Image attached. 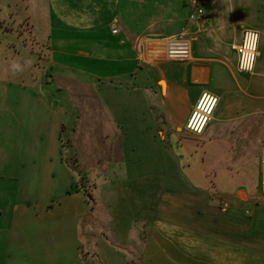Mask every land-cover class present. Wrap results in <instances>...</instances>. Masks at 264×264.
I'll return each mask as SVG.
<instances>
[{
	"label": "crops",
	"instance_id": "crops-1",
	"mask_svg": "<svg viewBox=\"0 0 264 264\" xmlns=\"http://www.w3.org/2000/svg\"><path fill=\"white\" fill-rule=\"evenodd\" d=\"M51 1L61 24L56 37L52 35L54 43L64 59L80 61L77 66L67 60L52 61L51 69L62 66L92 81H107L98 88L107 104L75 108L73 123L89 128L84 147L90 166L81 164L78 173L63 156L61 137L68 125L65 102L53 110L48 100L27 89L29 75H10L6 62H0V258L9 264L23 251L41 259L39 264H84L80 260L83 242L93 237L91 242L98 241L95 247L101 242L111 259L117 257L116 264H128L120 261L126 257L120 251L132 255L131 249L139 251L138 247V258L152 264L157 257L166 259L167 264L171 260L175 264H199L201 260V264H264V220L260 215L250 214L245 219L234 204L226 202L220 209L218 201L201 195L211 193L213 178L237 177L233 168L224 166L233 161L229 158L233 147L244 144L240 143L243 128L239 131L236 126L264 115L262 53L255 74L244 75L238 71V55L232 47L241 42L245 29H253L248 25L262 22L264 0H91L97 5L96 15L90 18L82 12L91 7L85 0ZM110 5H114L112 11L103 13ZM201 6L205 21H190V14ZM178 37L189 45V52L178 51L175 59L169 60L153 56L169 42H178ZM77 46L83 47L79 48L82 52H70ZM85 60L97 62L95 69H87L89 61ZM107 64L126 66L115 75L101 74ZM204 91L217 95L219 105L205 133L195 136L186 125ZM147 115L153 116L152 123L140 121ZM104 124L113 141L120 132L128 158L133 156L132 161L151 162L155 167L152 173L107 179L108 193L131 190L140 194L132 210H123L124 205L116 202L104 207L94 196L100 175L92 177L95 166L91 163L99 159L90 134ZM236 133L240 138L236 139ZM169 143L173 148H168ZM218 155L222 169L212 165ZM113 160L115 157L108 161ZM38 162L46 163L44 175ZM76 174L90 183L91 203L82 194L85 184L74 189ZM185 178L194 181L186 183ZM133 181L140 186H133ZM39 192L45 195L39 196ZM69 196L77 202L71 205ZM261 206L257 205V211ZM134 210L135 218L126 220ZM122 225L128 228L124 234L118 230ZM151 226L158 232L167 227L181 230V235L172 233L166 238L162 232L152 236ZM99 227L111 233L105 240L120 244L105 245L96 233L101 231ZM69 229L78 236V246L69 257L73 260L60 250L50 254L43 246L33 245L45 235L63 239Z\"/></svg>",
	"mask_w": 264,
	"mask_h": 264
},
{
	"label": "rangeland",
	"instance_id": "rangeland-1",
	"mask_svg": "<svg viewBox=\"0 0 264 264\" xmlns=\"http://www.w3.org/2000/svg\"><path fill=\"white\" fill-rule=\"evenodd\" d=\"M85 2L91 7L83 10L82 12L87 14L89 18L95 16L96 14L94 13V5L96 6L97 3L94 4L91 0H85ZM113 6L114 5L106 6V9L102 10L103 13L112 11ZM55 11L56 10L53 8L51 0H0V62H6V67L9 69L10 75L14 73L16 75H29L30 81L28 80L25 82L27 89L32 90L35 97H40L48 100L49 105L52 107L53 110L57 109L56 104L65 102V106L68 108V125L67 129L62 132L61 137L62 146L64 147L63 156L65 162L69 165L70 169L76 171L74 167L75 159H77V170L82 169V167H80L81 164L86 167L87 165L90 166V163H88V160L86 161L85 159L87 156V147H84L85 141L89 135V128L76 127L77 123L76 125L75 123H73L75 122V108L76 106L81 108L88 107L89 105H94L97 108L98 106L103 107L104 104H107V102H105L102 96V93L98 91L99 86H103L102 83H105L107 81H103L102 83L98 80L92 81V78L90 79L88 76H84L83 74H80L75 70L73 71L68 68L65 69L62 66L56 65L54 68L51 69L52 61L56 63H61V60H67L68 63L74 66H77V62H80L78 58H72L70 60L64 59L59 53V51L62 50L58 49V44L54 43L55 41L52 35L56 37V35L58 34V29L61 28L59 27L61 25L59 23L60 17ZM95 12L97 13L96 9ZM261 21L262 22L260 23H254V26H251V24L248 26H250V28L258 30L260 33L261 40L259 47V56L261 52V61L264 65L263 17H261ZM57 22L59 23L58 26ZM177 40L178 42H169L167 44L168 46H166V49L164 48L162 50H157L156 53L153 54V56L159 55L160 59L169 60L168 58L175 59L178 51L189 52V45L187 43L181 42L184 39L178 37ZM77 47L78 48L74 47V49H70V52H82L79 50L83 47ZM13 60H22V63H24V61L31 60L32 63L30 66H25L22 72H14L12 70ZM88 61L89 63L85 67L87 69L94 70L96 67L95 64L97 62L95 63L93 60H87L86 62ZM125 66L126 65L120 64H107L102 67L103 70L101 74L115 75L119 72H122L125 69ZM126 68L128 69L129 67L127 66ZM120 100L124 102L125 98L122 96ZM99 116L104 117L105 115ZM141 118L140 121L142 123H152L153 121V116L150 115H147L146 117L143 116ZM90 124L92 125V122H90ZM90 124H86V126H90ZM240 124L241 128L239 126ZM236 127L239 131L243 128V132L240 133V137L242 134L240 143L244 144L243 146L238 145L233 147L234 151L231 152V155L229 156L230 160L233 161L224 164V166L228 164L229 168H233V174L237 177L213 178L212 183L214 185V188L212 191H210L211 193H202L201 195L206 197L209 196L212 202L218 201L220 209H224L226 207V202L234 204L233 206L237 207V210L243 213V215L246 217L245 219H247L250 214L253 215L255 213L256 216L260 215V219L264 220V115H256L246 121L238 122V126ZM249 128H251L252 130H249ZM108 131V127L104 124L101 128L95 129L93 133L90 134L95 145L93 147V149L95 150L94 155H98V157L96 158L99 159L98 162L91 163L95 166L93 171H90L92 177L95 174L100 175L98 181L99 190L94 192V196L95 198H98L100 200L101 204L104 205V207L108 202H110L114 205L116 203L117 205H124L122 207L123 210H132V208H134L133 205H135L136 202L139 201L138 198L140 197V194L132 192L131 190L127 193H125V191H122L120 194L118 192L108 193L107 179H109V177H112V175L118 176L120 178L126 174L136 176L141 174L152 173L155 167H151L154 165L151 162H137L135 159L132 161L131 158L133 156H129L130 158H128V155L123 152L124 147L122 145L124 138L121 137L120 132L117 131V140L113 141V139L109 138ZM149 132L152 134L155 133L154 130H151ZM237 137H239V134L236 135V139H238ZM231 141L235 140L232 139ZM168 148H173L172 144L169 143ZM146 149L150 151L152 147L150 146ZM82 157L83 160L79 161ZM110 157H115V160L108 161ZM221 163L222 162L220 161V155H218L216 156V162L212 163V165L214 169H222L223 167L220 166ZM38 165V168L42 169L44 175L46 163L38 162ZM184 165L186 166V163H182V166ZM222 174L224 173L221 172V175ZM76 175L77 176H75L76 178L74 180V182H76L74 184V189L76 190V187H82L85 184V194H82L85 195L84 197H86V200L91 203L92 195L90 192L91 189L89 187L90 183H87L81 179L82 174ZM79 175L80 180L78 177ZM119 178H117V180ZM183 180L186 183H191L194 181V179L192 178H185ZM137 183L138 182L133 181L132 185L135 186L137 185ZM36 185V187L38 188L39 180H37ZM137 186H140V182ZM197 189L201 191L199 187ZM71 194H73V191L72 193H70V195ZM38 195L43 197V195L45 194L39 192ZM47 197H50L48 193ZM78 199L80 200L81 198L78 197ZM223 200L225 202H223ZM45 201H47V199ZM68 201L71 205L72 202H77V200L71 198V196H69ZM174 202L175 201H173V203ZM84 204L85 208L89 206L87 202H85ZM177 204L180 203L178 202ZM257 205H262L258 211ZM173 207L174 205L171 206V210H173ZM136 213L137 211L134 210L130 213L128 217L126 214V220L131 222L132 219L130 217L135 218ZM69 216H72V214H70ZM99 228H101L102 232L99 230L96 233L98 236H100V239H103L102 242L105 245H108V242H112L113 244H115V241L104 239V237L107 239L111 238L110 231L107 228ZM137 228L139 229L141 227ZM262 228H264V226ZM127 229L128 228L126 225H122L119 227L118 230L121 233L123 231L124 234ZM149 229L150 231H152V236H156L158 234L160 235L162 232L165 233L166 238L171 237L172 233L174 235H181V230L180 232L176 229L172 231L169 230V227H167L164 231L159 232L157 228L152 226L149 227ZM101 234L103 236H101ZM140 235H142V238L144 237V233H141ZM40 238L42 240L38 238V241H33V245L43 246L46 249V253L50 254H52L51 251L57 252L56 250H60L61 253L68 256V259L69 257H72V255H74L72 252H74L73 250H76L78 246L76 244L78 238L76 231L75 233H73L70 229L69 231L67 230L66 234H63V239L62 237L58 238L55 235H45L41 236ZM91 238L93 239V237ZM91 238H88L89 241L83 242L84 252H81L80 260L84 264H116L113 261L117 257L111 259L112 256L109 257L110 253L108 254L107 252L108 248H105L103 244L99 242L100 247L102 249L101 252L100 247L94 246L97 245L98 241H96L95 239L96 243L91 242ZM136 239H138L137 236ZM118 243L115 244V247L120 244ZM135 244L139 246V242ZM139 248L140 247H138V250L140 251ZM131 251V253H133L132 255L127 254L125 251H120L123 255H126V257H124L123 259L119 257L118 260L121 259V262H127L128 264H152V261H148L144 258H138L139 251L133 249H131ZM20 255L21 257H12L10 259L9 264H39L41 260H39V258L37 257H32V255L29 256L23 251L20 252L19 256ZM69 260L73 259L70 258ZM154 261L156 262V264H167V260L160 257L155 258ZM202 262L204 261H199V264H201ZM0 264H7L5 258H0ZM168 264L175 263L171 260V262H168Z\"/></svg>",
	"mask_w": 264,
	"mask_h": 264
},
{
	"label": "clouds",
	"instance_id": "clouds-1",
	"mask_svg": "<svg viewBox=\"0 0 264 264\" xmlns=\"http://www.w3.org/2000/svg\"><path fill=\"white\" fill-rule=\"evenodd\" d=\"M259 42V32L249 31L245 33L244 44L241 48L239 45L233 44V48L240 52V70L252 72L255 66L256 56L259 53L256 51ZM31 60L24 61L23 66L19 62L12 63V70L14 72H22L25 66H30ZM219 103V97L204 91L199 98L196 110L193 112L189 120L188 127L197 134L203 132L204 126L207 124L216 105Z\"/></svg>",
	"mask_w": 264,
	"mask_h": 264
},
{
	"label": "built area",
	"instance_id": "built-area-1",
	"mask_svg": "<svg viewBox=\"0 0 264 264\" xmlns=\"http://www.w3.org/2000/svg\"><path fill=\"white\" fill-rule=\"evenodd\" d=\"M201 1L205 3V2H207L208 0H201ZM189 19H190V21H192V22H197V23H200V24L203 23V22L205 21V10H204V7H203V6L198 7L193 13L190 14ZM249 31H256V30H254V29H245V30L243 31V36H242V40H241V42L238 43V44H236V45H239L241 48L243 47L245 33H246V32H249ZM115 32H117V31H115ZM259 47H260V33H259V42H258V46H257V49H256V51H257L258 53H259ZM233 50L236 51V52H237V55H238V71H239L241 74H244V75H254V74H255L256 65H257V61H258V57H259V55L256 56L255 66H254L252 72L241 71V70H240V55H241V54H240V52H239L237 49L233 48ZM209 93H210V94H213V93H211V92H209ZM213 95H215V94H213ZM215 96H217V95H215ZM217 97H218V96H217ZM196 105H197V104H196ZM218 105H219V103L216 105L215 109L213 110V112H212L211 116L209 117L207 124L204 126L203 132H202L201 134H197V133H195L194 131L190 130L189 127H188L189 120L191 119V117H192V115H193V112L196 110V106H195V108H194V110H193V112H192V114H191V117H190V119H189L188 122H187L186 130H187L190 134H192V135H195V136H202V135L205 133V131H206L208 125L210 124L211 120L213 119L214 113H215V111H216ZM263 191H264V188H263Z\"/></svg>",
	"mask_w": 264,
	"mask_h": 264
},
{
	"label": "trees",
	"instance_id": "trees-1",
	"mask_svg": "<svg viewBox=\"0 0 264 264\" xmlns=\"http://www.w3.org/2000/svg\"><path fill=\"white\" fill-rule=\"evenodd\" d=\"M62 148L64 149V147H63V146H62ZM74 161H75V163L73 162V163L75 164V166H74V167H75V169L77 170V168H78V165H77V159H75Z\"/></svg>",
	"mask_w": 264,
	"mask_h": 264
}]
</instances>
